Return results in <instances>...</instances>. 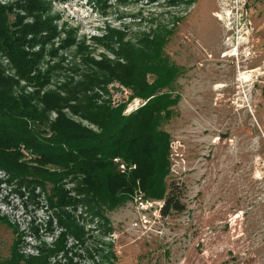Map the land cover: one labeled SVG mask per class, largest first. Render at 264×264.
<instances>
[{"label":"rangeland","instance_id":"374dc122","mask_svg":"<svg viewBox=\"0 0 264 264\" xmlns=\"http://www.w3.org/2000/svg\"><path fill=\"white\" fill-rule=\"evenodd\" d=\"M0 8L21 40L13 51L0 39L6 92L43 110L49 124L63 117L94 131L68 107L74 103L54 100L70 98L67 89L97 72L96 64L123 63L119 40L137 46L170 32L165 52L181 75L178 104L162 125L171 135L166 184L176 185L185 208L164 217V201L149 198L138 181L101 217L82 203L65 207L84 230L78 240L50 206L53 187L21 185L0 168V264H28L46 253L47 264H264V0H0ZM12 60H31L33 69L20 74ZM109 79L87 94L123 105L124 115L147 103ZM20 151L19 164L63 170ZM113 162L130 181L137 165ZM63 183L79 200L77 178Z\"/></svg>","mask_w":264,"mask_h":264},{"label":"trees","instance_id":"16d2710c","mask_svg":"<svg viewBox=\"0 0 264 264\" xmlns=\"http://www.w3.org/2000/svg\"><path fill=\"white\" fill-rule=\"evenodd\" d=\"M47 31L48 28L42 32ZM165 33L170 34L164 30ZM14 34L0 8V39L7 50L14 51L21 43ZM164 34L153 39H141L137 46L119 40L123 63L105 64L104 61L96 64L97 72L86 76L75 88L67 89L70 98L54 100L53 106H65L69 101L74 103L68 106L72 112L93 124L98 131L63 117L49 124L43 110L27 106L15 98L11 88L8 94L3 87L4 79L0 78V155L4 154L0 168L21 185L40 186L42 189L47 185L53 187L49 196L50 206L61 211L58 212L60 226L78 240L83 239L84 230L68 212L63 211L65 207L82 203L94 215L101 217L105 208L112 209L126 200L138 181L149 198L164 201L161 209L164 217L185 209L176 185L166 184L170 173L171 135L162 130V125L169 122L173 108L178 104L180 96L174 88L181 70L165 52ZM9 53L13 56L12 51ZM12 62L24 75L30 73L34 66L31 60ZM100 71L102 79L98 75ZM108 77L129 88L132 98L147 103L124 115L123 105H113L111 99L100 104L96 94H87L96 88L105 89L110 83ZM22 146L34 164L57 165L63 170L52 173L19 164V157H25L20 151ZM115 158L137 165L134 175L129 177L130 181L116 171ZM70 176L77 178L79 200L69 197L62 184ZM48 256L50 253H46L42 260L29 261L28 264H47Z\"/></svg>","mask_w":264,"mask_h":264},{"label":"built area","instance_id":"2783aa9c","mask_svg":"<svg viewBox=\"0 0 264 264\" xmlns=\"http://www.w3.org/2000/svg\"><path fill=\"white\" fill-rule=\"evenodd\" d=\"M122 89H124V88H122ZM119 93H120V95H123V96H125L126 98H128V96H129V92H128V90H126V89L120 91ZM121 97H122V96H121ZM113 101H114V99H113ZM114 104H117V103L114 101Z\"/></svg>","mask_w":264,"mask_h":264},{"label":"bare ground","instance_id":"6f19581e","mask_svg":"<svg viewBox=\"0 0 264 264\" xmlns=\"http://www.w3.org/2000/svg\"><path fill=\"white\" fill-rule=\"evenodd\" d=\"M232 56H233V55H232ZM245 76H246L245 78H248L246 74H245ZM245 78H243V79H245ZM247 80H248V79H247ZM247 80H244V81L247 82Z\"/></svg>","mask_w":264,"mask_h":264}]
</instances>
